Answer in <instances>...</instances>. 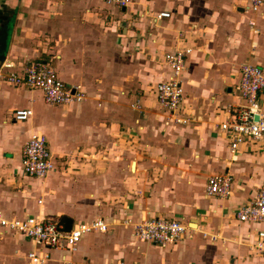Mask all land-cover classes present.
I'll use <instances>...</instances> for the list:
<instances>
[{
  "label": "crops",
  "instance_id": "obj_1",
  "mask_svg": "<svg viewBox=\"0 0 264 264\" xmlns=\"http://www.w3.org/2000/svg\"><path fill=\"white\" fill-rule=\"evenodd\" d=\"M246 3L135 0L119 9L103 0H0V35L11 27L0 66L45 60L87 95L53 106L41 91L0 78V211L109 224L72 253L51 251L48 264H264L254 247L264 225L235 216L264 183V139L232 154L217 131L223 107L240 104V67L264 70V6L248 14ZM162 12L170 17L157 19ZM175 49L191 51L182 77L186 124L167 122L155 98L169 74L164 54ZM21 109L32 111L27 121L14 119ZM36 133L46 136L56 165L42 180L21 169ZM218 173L233 177L227 198L206 195ZM150 217L189 231L165 247L140 241L133 225ZM31 250L43 247L0 228V264H23Z\"/></svg>",
  "mask_w": 264,
  "mask_h": 264
},
{
  "label": "built area",
  "instance_id": "obj_2",
  "mask_svg": "<svg viewBox=\"0 0 264 264\" xmlns=\"http://www.w3.org/2000/svg\"><path fill=\"white\" fill-rule=\"evenodd\" d=\"M119 9L129 7L133 0H103ZM264 6V0H247L245 11L257 14ZM168 12L157 15V19L169 18ZM253 25V23H251ZM189 49L172 50L164 54V63L169 70L166 78L155 86V98L167 122L186 124L189 118L183 116L184 90L182 77L186 68ZM0 78L15 86H26L43 93L48 105L61 106L81 103L86 100V93L80 87L67 85L58 75L57 70L45 60H31L23 63L21 68L9 61L0 66ZM236 94L240 104H227L223 107V120L218 123L217 131L223 135L230 153H238L247 142H260L264 139V70L253 64H243L239 69ZM32 115L30 109L14 112V119L27 121ZM258 117V120H256ZM21 169L25 175L35 180L44 179L56 168L53 153L44 134L36 133L24 146L21 156ZM233 177L224 173L213 174L207 179L206 195L227 198L231 195ZM41 203V201H39ZM240 222L264 225V183L255 199L241 206L236 211ZM130 221L126 220L125 223ZM0 228L10 232L17 239H29L43 247V250H31L24 256L23 264H48L51 251L72 253L82 238L89 233H106L109 224L102 218L82 222L72 226L70 231L64 229L61 221L37 218L26 215L23 218H8L0 211ZM189 228L178 220L150 217L133 225L134 236L143 242L160 247L174 244L185 238ZM255 250L264 255V229H257ZM63 264L72 261L63 259ZM102 264H139L125 260L104 262Z\"/></svg>",
  "mask_w": 264,
  "mask_h": 264
},
{
  "label": "trees",
  "instance_id": "obj_3",
  "mask_svg": "<svg viewBox=\"0 0 264 264\" xmlns=\"http://www.w3.org/2000/svg\"><path fill=\"white\" fill-rule=\"evenodd\" d=\"M2 30H3V32L0 35V60L1 61H2L3 56L6 53V48H5V44H4L5 42H3V41L4 40L8 41V39H9L8 37L10 36V33H11V27H6V28H3Z\"/></svg>",
  "mask_w": 264,
  "mask_h": 264
},
{
  "label": "water",
  "instance_id": "obj_4",
  "mask_svg": "<svg viewBox=\"0 0 264 264\" xmlns=\"http://www.w3.org/2000/svg\"><path fill=\"white\" fill-rule=\"evenodd\" d=\"M256 120H258V117H256ZM63 222L65 225V230L70 231L72 227V220L69 219L68 217H64Z\"/></svg>",
  "mask_w": 264,
  "mask_h": 264
},
{
  "label": "rangeland",
  "instance_id": "obj_5",
  "mask_svg": "<svg viewBox=\"0 0 264 264\" xmlns=\"http://www.w3.org/2000/svg\"><path fill=\"white\" fill-rule=\"evenodd\" d=\"M135 0H133V2H134ZM107 4V3H106ZM107 6H110V7H113L112 5H109V4H107Z\"/></svg>",
  "mask_w": 264,
  "mask_h": 264
}]
</instances>
